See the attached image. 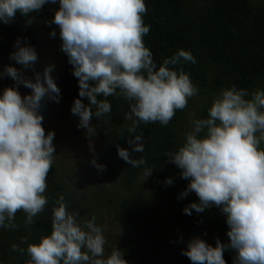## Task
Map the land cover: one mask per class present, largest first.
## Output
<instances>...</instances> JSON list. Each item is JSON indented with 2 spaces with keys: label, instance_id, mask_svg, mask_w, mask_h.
Returning <instances> with one entry per match:
<instances>
[{
  "label": "clouds",
  "instance_id": "obj_1",
  "mask_svg": "<svg viewBox=\"0 0 264 264\" xmlns=\"http://www.w3.org/2000/svg\"><path fill=\"white\" fill-rule=\"evenodd\" d=\"M48 3L59 4L50 23L59 26L61 50L78 78L80 98L71 108L79 117L77 126L94 135L93 116L101 119L111 111L110 102L98 97L122 96L130 102L125 113L131 121L127 143L132 152H143V135L136 133L140 123L167 125L175 111L183 110L198 93L182 67H170L182 61L195 64L196 58L190 50L180 49L157 67L143 40L151 27L143 19L145 0H0V23L13 22L19 12L31 24L30 14ZM50 36L55 37L56 31ZM14 48L10 58L24 69L33 68L38 59L34 46L17 38ZM53 70V64L46 65L42 73L34 71V79L12 65L0 71V77L14 81L0 93V228H17L18 210L26 213L25 226L33 224L48 203L44 192L54 160L55 133L45 134L40 109L45 98L59 102L61 90ZM20 85L31 92L22 96ZM207 111L206 118L192 120L178 150L165 156L188 181L180 197L190 192L198 197L183 212L191 215L192 210L219 207L229 226V242L217 238L212 246L193 237L182 254L192 264H226L223 253L231 248L236 252L233 264H264V89L251 94L235 85L221 89ZM116 147L118 156L132 167L145 164L128 148ZM91 163L101 171L105 167L95 159ZM152 170H146L147 176ZM172 182L171 177L165 181ZM56 205L50 235L26 249L12 245L14 251L27 252V264H128L117 247L105 257L106 238L95 216L81 221L63 195Z\"/></svg>",
  "mask_w": 264,
  "mask_h": 264
},
{
  "label": "trees",
  "instance_id": "obj_2",
  "mask_svg": "<svg viewBox=\"0 0 264 264\" xmlns=\"http://www.w3.org/2000/svg\"><path fill=\"white\" fill-rule=\"evenodd\" d=\"M145 3L147 11L143 19L151 27L143 40L157 67L178 50H190L196 58L195 64L182 61L170 67H182L199 91L188 99L183 110L175 111L167 125L158 121L140 123L136 133L143 135L141 153L132 152L127 143L131 138L127 131L131 121L125 119V113L130 110V102L119 95L98 97L111 104V111L97 124V151L110 174L105 204L121 223L124 234L133 236L143 208L133 188L140 176L147 174V169H153L147 176L148 183L156 194L168 200L171 223L186 230L210 232L212 246L217 238L227 244L229 226L219 207L212 206L200 213L192 210L191 215L183 212L186 205L198 202V197L194 192L180 197L188 181L180 176V170L169 162L165 153L178 150L185 141L183 131L192 127L193 119L207 117V110L221 89L235 85L250 94L264 89V4L255 0H145ZM58 7V3H48L31 13L34 17L31 24L19 12L13 22L0 23V61L8 60L30 79H34V71L42 73L46 65L53 64L51 75L61 90L59 102L45 98L42 105L53 103L59 116L66 119L73 116L74 99L80 97L73 65L60 47L59 26L50 23ZM52 30L56 31L55 37L50 36ZM17 38L21 43L34 46L37 52L38 59L31 69L22 68L10 58ZM24 89L26 94L31 92ZM81 99L89 103L86 97ZM117 145L128 148L133 158H143L145 164L132 167L118 156ZM169 177L173 180L170 185L165 183ZM46 183L44 195L48 203L33 218V224L25 226L26 213L18 210L14 220L17 228H0V264H27L30 259L27 252L14 251L12 245L26 249L29 243H38L41 237L50 235L52 209L57 206L59 196L63 195L71 204L76 200L77 189L72 176L55 161ZM235 255L234 249H226L223 253L226 264H233Z\"/></svg>",
  "mask_w": 264,
  "mask_h": 264
},
{
  "label": "rangeland",
  "instance_id": "obj_3",
  "mask_svg": "<svg viewBox=\"0 0 264 264\" xmlns=\"http://www.w3.org/2000/svg\"><path fill=\"white\" fill-rule=\"evenodd\" d=\"M255 1L264 4V0ZM5 65L14 66L8 60L0 61V71ZM13 84L11 77H0V93ZM19 91L22 96L26 94L23 85L19 86ZM40 111L44 117L42 126L45 133L49 130L55 133L53 161L68 170L76 185L77 197L71 204L72 208L78 211L81 221L96 217V223L102 227L106 238L105 257L117 247L124 253L128 264H192L182 254V250L187 247V241L200 237L209 243L212 239L211 233L175 227L169 219L168 200L158 193L157 195L151 188L146 173L140 176L133 188V194L140 199L143 206L140 220L135 224L133 236L124 234L121 223L113 215L110 206L105 204L108 196L106 190H109V171L106 166L102 171L98 170L91 163L95 159L97 163L105 165L97 151L99 119L93 116L90 123L95 126L96 131L94 135L88 136L86 129L77 126L78 116L61 118L53 103L42 105Z\"/></svg>",
  "mask_w": 264,
  "mask_h": 264
}]
</instances>
